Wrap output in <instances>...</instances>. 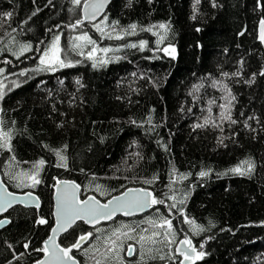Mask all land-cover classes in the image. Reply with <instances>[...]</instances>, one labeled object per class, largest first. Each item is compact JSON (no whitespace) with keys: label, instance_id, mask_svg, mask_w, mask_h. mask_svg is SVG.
Masks as SVG:
<instances>
[{"label":"trees","instance_id":"1","mask_svg":"<svg viewBox=\"0 0 264 264\" xmlns=\"http://www.w3.org/2000/svg\"><path fill=\"white\" fill-rule=\"evenodd\" d=\"M83 3L0 0V82L12 80L0 99V120L12 132V151L0 149V178L9 192H31L40 202L37 209L14 206L3 216L8 224L0 230V264H35L42 257L38 249L53 226V187L62 180L79 185L81 199L91 195L104 203L141 187L165 201L142 216L118 217L93 229L76 223L58 243L67 247L91 232L71 253L79 264H179L175 246L185 236L205 253L195 264H264V76L259 75L264 42L257 37L264 0H215L216 7L213 0H110L94 23L82 20ZM7 12L10 18L3 17ZM104 15L107 22L101 23ZM78 19L83 24L73 29ZM112 21L119 22L116 32L135 23L137 34L109 39ZM161 23L169 30L153 28L166 35L157 45L158 36L141 29ZM84 32L106 64L92 66L86 56L91 45L85 55L72 49L73 37ZM57 35L62 58L73 66L38 70ZM140 40L147 41L144 50L126 47ZM25 44L31 48L21 52ZM169 45L175 58L157 50ZM102 48L112 50L105 54ZM237 71L241 75L232 77ZM254 73V82L245 83ZM215 81L222 83L214 86ZM223 84L236 98L231 103L236 124L219 119V105L227 103ZM206 117L223 131L211 123L196 128ZM57 151L66 158L65 167L58 166ZM40 160L45 162L40 183L25 187L31 181L18 174L33 171ZM245 161L253 165L250 173L229 172ZM201 171L209 175L200 177ZM173 192L178 200L186 194L177 204L182 214L169 208ZM185 217L203 230L185 223ZM40 218L48 223L38 224ZM162 218L171 220L177 243L169 245L163 237L156 244L140 241L141 235L161 231L148 221ZM117 228L133 238L121 236L118 256H106L108 237Z\"/></svg>","mask_w":264,"mask_h":264},{"label":"snow or ice","instance_id":"2","mask_svg":"<svg viewBox=\"0 0 264 264\" xmlns=\"http://www.w3.org/2000/svg\"><path fill=\"white\" fill-rule=\"evenodd\" d=\"M72 4L76 7H79L81 5V0H71ZM197 4L199 3V0H196ZM260 0H258L259 4ZM49 3H51V0H49ZM108 3V0H84L83 3V10H84V18L92 21L97 18L98 15H100L106 4ZM213 7H216L215 0H213ZM38 11V10H37ZM35 13H33L34 15ZM3 17L10 18L12 16L11 12L3 13ZM193 19H195V16H193ZM107 22V15H104L103 20L101 23ZM83 24L82 20H76L74 24L71 25L73 29H76L80 27ZM119 25L118 21H112L111 25L109 26L111 28V31L108 32L106 35L109 39L115 38V39H124L125 36H131L137 34V25L135 23L130 24L127 28L121 29L119 32H116V28ZM93 27L96 28L97 31L101 32L102 35H104V29L100 26V24H94ZM158 27L159 29H163L165 33L169 30V25L161 23L158 26L154 25L146 29H141V31H148L153 32V35L158 36L157 45H160L164 42L166 39L165 34H160L158 32H154L153 28ZM199 31V29H197ZM115 33V35H113ZM240 35H243V32L240 33ZM14 39V38H13ZM259 39L261 42H264V19L260 20V34ZM89 45L92 47L89 51H87L86 56L87 59L92 60L93 64L92 66L95 68L98 66V64H106L108 61L107 59H103L100 57H97V51L98 48L96 46V41L92 39L91 36H89L86 32L81 33L80 35H77L73 37V44L72 49L74 51L79 50V55H85L84 49L87 48ZM126 47L130 48H139L141 51L144 50L147 47V41L140 40L139 43H130L127 44ZM31 46L28 44H25L21 48V52L25 50H30ZM112 49L110 48H102L99 49V52L102 53H108ZM158 51H163L165 54L172 56L175 58V48L171 45L164 47V48H157ZM63 50L60 47V36L57 35L54 37L51 47L46 50L43 53V56L40 58V65L43 67L39 68L40 71H55L57 67H71L73 66L71 61L66 62V56L62 58ZM241 65L243 64V61L240 62ZM3 69L0 68V74L3 73ZM20 75H25V73H20ZM229 73H223V76L228 77ZM241 72L237 71L235 73H232V77L240 76ZM259 75L264 76V71H261ZM256 74L254 73L252 77L245 81V83L251 84L255 80ZM79 83V81H77ZM221 81H215L214 86L221 84ZM4 87L5 85L3 82H0V99H3L4 96ZM198 90L197 86H194V91ZM223 90L227 92V95L223 97V99L227 102L226 104H221L219 107L223 110L220 113L219 119L222 121H227L229 124H236L237 121L232 118L231 115V103L236 98L234 95H232L231 89L228 87L227 84H223ZM191 94V93H190ZM211 111V109H209ZM254 117H249L248 119H253ZM209 123L212 124L213 127L220 128L221 131L223 129L220 127L219 124H216L215 121L211 120L210 117H206L203 124H196V128L205 127ZM4 121L0 120V149H6L9 152L12 151V132L10 129H6L4 126ZM245 127H250V125L247 124L245 121ZM223 143V140L220 141ZM56 155L59 157L61 163L58 165L60 167L66 166V158L61 154L60 151L56 152ZM14 160L15 157H12ZM45 162L43 160L38 161L36 164L33 165V171L31 172H24L20 173L18 175L24 176L27 178V180H30L31 183L27 184L25 183V187H35L40 183L39 179V169ZM243 164H247V168L245 169L243 167ZM253 168V165L250 162H243L242 165H238L234 168L229 169V172L239 174V175H245L247 173H250ZM209 175L208 171H201L199 173L200 177H206ZM181 179H184L186 177L182 176ZM155 179V178H154ZM152 181H145V183H151ZM172 183H175L173 180ZM60 185H63V190L59 187ZM57 212H56V227L52 229L53 235L50 236L47 240L44 241V246L38 251H41L44 253L46 259L40 260L37 262V264H78V262L75 260V258L71 255L73 249L79 250L82 246V244L87 241L90 237H92V233L89 232L87 234L79 236L77 240H75L74 243H72L70 246L67 247H61L60 244L56 243V234L59 231H66L75 221L77 220H84L86 223L90 224H96L100 220H108L111 219L118 211L123 212L125 215H131L134 211L142 210L145 208H148L152 205L157 204H163L165 203L164 200L157 199L153 194L145 189H134L129 190L124 194L123 197H113L112 200L108 201L106 204H101L98 200L95 199V197H88L85 200H80L78 197V190L79 185L74 184L69 181H57ZM171 190V188H170ZM29 197H31V193L28 194ZM168 199L172 200L173 203L169 205L170 209H177V211H180L182 214V210L177 208V204H183L184 199L186 198V194L184 197L177 199V196L173 192L172 195H169L167 197ZM16 202V198L12 196L11 193H7L6 191L0 192V212L6 211L8 207H11V205ZM24 203H29L28 201H21ZM30 203L34 204L37 208L39 207L38 200L32 199ZM184 222L188 223L190 225H193L197 231H202V228H199V226L195 225V221L189 219L188 217L184 218ZM8 223L6 220H0V227H2L4 224ZM38 224L44 225L47 224L48 221L44 218H40L37 221ZM148 223L153 228H158L161 231H152L150 236H140V241H149L152 244H156L160 242L157 238L163 237L164 242L167 244H175L177 243L175 239V232L173 231V225L170 219L162 218L159 222L154 220H149ZM129 229V231H135L134 228H131V226H124ZM144 232H147L148 229H144ZM121 236H125L129 239L133 238L128 235V232H123L120 228L115 229L111 236L108 237L109 245L105 249L106 256H110L113 253H116L118 256V249L120 247V244L123 243L121 240ZM172 237L169 239V237ZM114 237V238H113ZM179 245H183V247H176L175 253L179 254V256L183 257L182 260L179 261V264H185V262H188V264H195V261L203 259L205 256V253L203 251H198L195 246L192 245V241L185 236L184 239L178 241ZM11 247V245H9ZM25 249L29 247L28 243H25L23 245ZM200 248H203V244L200 245ZM150 251V250H149ZM134 249L129 246L128 248V254H133ZM20 255H23L21 253ZM153 259L156 257H152ZM160 259H164V256H160ZM11 264V262H9ZM96 264H101V261L97 260Z\"/></svg>","mask_w":264,"mask_h":264},{"label":"water","instance_id":"3","mask_svg":"<svg viewBox=\"0 0 264 264\" xmlns=\"http://www.w3.org/2000/svg\"><path fill=\"white\" fill-rule=\"evenodd\" d=\"M109 3H110V0H108V3L106 4V6H105V8H104V10H103V12L100 14V15H98L97 16V18L95 19V20H92V21H89V20H87V19H85L84 18V10H83V4H82V6H81V16H82V20L84 21V22H88V23H94V22H96L103 14H104V12L106 11V8H107V6L109 5ZM259 34H260V22H259V24H258V32H257V37H258V40L261 42V40L259 39ZM62 181H65V180H62ZM69 182H72V181H69ZM72 183H74V184H76L75 182H72ZM57 182L55 183V185H54V187H53V193H52V211H51V215H52V219H53V226H52V228L50 229V231H49V234H48V236H47V238L45 239V240H47L50 236H52L53 235V233H52V229L53 228H55L56 227V219H57V217H56V212H57ZM60 188H61V190H63V185H60L59 186ZM134 189H145V188H141V187H131V188H128V189H126L123 193H121V194H119V195H117V196H114V197H123L124 196V194L126 193V192H128L129 190H134ZM145 190H147V191H149L150 192V190H148V189H145ZM4 191H6L7 193H11L12 194V196L13 197H15L16 198V202H14L12 205H11V207H8L7 208V210L6 211H3V212H0V217H2V216H4L6 213H7V211L9 210V209H11L12 207H14V206H21V207H24V208H35V209H37V207L34 205V204H32V203H30V201L32 200V199H36V200H38V198L36 197V195L35 194H33V193H31V192H25V193H22V194H16V193H12V192H9L7 189H6V187L4 186V184L2 183V181H1V178H0V192H4ZM79 191H80V188H79V190H78V197H79ZM29 193H31V197H29ZM88 197H93V196H87V197H85V198H80L79 197V199L80 200H85V199H87ZM96 199V198H95ZM113 199V197L112 198H110L109 200H107V201H105L104 203L103 202H100L99 200V202L101 203V204H106V203H108V201H110V200H112ZM97 200V199H96ZM21 201H28L29 203H24V202H21ZM38 203H39V205H40V202H39V200H38ZM151 208H152V206H150V207H148V208H145V209H142V210H138V211H134L133 212V214H131V215H125L123 212H117L111 219H108V220H100L98 223H96V224H90V223H86L84 220H77V221H75V223H73L66 231H59L57 234H56V243H58V238L60 237V236H62V235H64L69 229H71L76 223H83L87 228H89V229H93V228H95V227H97V226H99V225H101V224H105V223H109V222H111L112 220H114V219H116L117 217H122V218H125V219H129V218H133V217H138V216H141V215H144V214H146L148 211H150L151 210ZM0 220H6V221H8V219L7 218H2V219H0ZM8 223H6V224H4L2 227H0V230L1 229H3L6 225H7ZM88 241V240H87ZM87 241H85L83 244H82V246L84 245V244H86V242ZM59 244V243H58ZM193 245V244H192ZM44 246V242H43V244H42V247ZM81 246V247H82ZM183 247V245H179V243H177L176 244V246H175V249H176V247ZM132 247V246H131ZM129 248V247H128ZM128 248H127V252H126V258H131V256H132V254L131 255H129L128 254ZM76 251H78L77 249H73V251L72 252H76ZM177 254V253H176ZM177 255H179V254H177ZM181 257V256H180ZM44 259H46V257H45V255L43 254V256L38 260V261H40V260H44ZM183 259V257H181V260ZM76 260V259H75ZM37 261V262H38ZM77 261V260H76ZM37 262L35 263V264H37ZM79 264V263H78ZM185 264H188V262H185Z\"/></svg>","mask_w":264,"mask_h":264},{"label":"rangeland","instance_id":"4","mask_svg":"<svg viewBox=\"0 0 264 264\" xmlns=\"http://www.w3.org/2000/svg\"><path fill=\"white\" fill-rule=\"evenodd\" d=\"M11 83H12V80L9 81V82L3 83V84L5 85V87H4V91L6 90V87L12 85Z\"/></svg>","mask_w":264,"mask_h":264},{"label":"bare ground","instance_id":"5","mask_svg":"<svg viewBox=\"0 0 264 264\" xmlns=\"http://www.w3.org/2000/svg\"><path fill=\"white\" fill-rule=\"evenodd\" d=\"M141 216H142V215H141ZM2 218H4V217L2 216L1 219H2ZM117 218H118V217H117ZM120 218H122V217H120ZM133 218H135V217H133ZM123 219H125V218H123ZM129 219H130V218H129ZM84 245H85V244H84ZM84 245H83V246H84ZM83 246H82V247H83Z\"/></svg>","mask_w":264,"mask_h":264},{"label":"flooded vegetation","instance_id":"6","mask_svg":"<svg viewBox=\"0 0 264 264\" xmlns=\"http://www.w3.org/2000/svg\"><path fill=\"white\" fill-rule=\"evenodd\" d=\"M43 256V255H42ZM128 259H130V258H128Z\"/></svg>","mask_w":264,"mask_h":264}]
</instances>
